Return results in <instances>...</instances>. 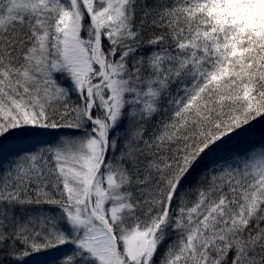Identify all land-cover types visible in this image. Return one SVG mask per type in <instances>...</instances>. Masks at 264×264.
Masks as SVG:
<instances>
[{"label":"snow or ice","instance_id":"snow-or-ice-1","mask_svg":"<svg viewBox=\"0 0 264 264\" xmlns=\"http://www.w3.org/2000/svg\"><path fill=\"white\" fill-rule=\"evenodd\" d=\"M0 264H264V0H0Z\"/></svg>","mask_w":264,"mask_h":264}]
</instances>
